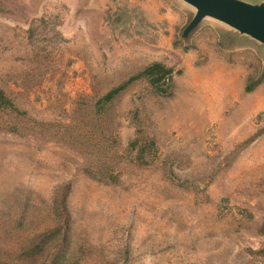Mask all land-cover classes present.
I'll use <instances>...</instances> for the list:
<instances>
[{"label": "rangeland", "instance_id": "374dc122", "mask_svg": "<svg viewBox=\"0 0 264 264\" xmlns=\"http://www.w3.org/2000/svg\"><path fill=\"white\" fill-rule=\"evenodd\" d=\"M194 14L0 0V251L64 226L67 193L70 264H264V46L213 19L185 41ZM156 62L175 70L171 97L141 80L96 113ZM136 141L156 146L142 158Z\"/></svg>", "mask_w": 264, "mask_h": 264}, {"label": "trees", "instance_id": "16d2710c", "mask_svg": "<svg viewBox=\"0 0 264 264\" xmlns=\"http://www.w3.org/2000/svg\"><path fill=\"white\" fill-rule=\"evenodd\" d=\"M174 76L175 70L167 67L162 63H154L149 65L140 73L132 76L129 80H127L122 85L112 89L108 94H106L103 98H101L96 106V113H103L106 111L108 106H110L114 100H116L125 90H127L134 83L144 80L147 81L151 86L153 91L160 97L168 98L173 94L174 89ZM257 87V83H249L246 87V93L250 94L255 91ZM0 106H12V102L7 98L4 91L0 89ZM136 141L132 143L136 150H139L142 158H144L147 150L151 148H155V142H151L149 145L147 142H143L141 145ZM138 144V145H137ZM143 164H146L147 161H141ZM93 178H97V176L91 175ZM114 179V178H113ZM102 180V179H101ZM115 180V179H114ZM67 193H65L59 200L61 204H57L56 216H58V210H62L63 215L67 216V220L64 223V226H59L55 230H45L44 232H39L33 235L31 245L29 249H25L21 247L19 252L10 253L9 251H0V264H70V256H71V225L69 212L67 210ZM22 217V216H21ZM17 222L18 229H22L24 227V221L21 219ZM264 231V227H263ZM70 235V236H69ZM52 242L54 245L51 246ZM19 248V247H18ZM55 251L52 252V250ZM47 254V255H46ZM42 259V260H41ZM49 259L51 261H49Z\"/></svg>", "mask_w": 264, "mask_h": 264}, {"label": "water", "instance_id": "95a60500", "mask_svg": "<svg viewBox=\"0 0 264 264\" xmlns=\"http://www.w3.org/2000/svg\"><path fill=\"white\" fill-rule=\"evenodd\" d=\"M195 10L193 18L182 31L189 40L206 19H213L232 31H225L234 42L247 38L264 46V4L254 5L241 0H180Z\"/></svg>", "mask_w": 264, "mask_h": 264}]
</instances>
